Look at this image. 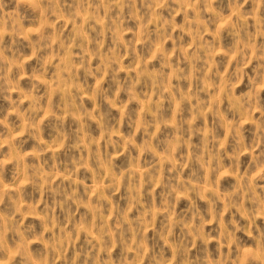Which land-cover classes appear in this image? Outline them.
Segmentation results:
<instances>
[{
    "label": "rangeland",
    "instance_id": "obj_1",
    "mask_svg": "<svg viewBox=\"0 0 264 264\" xmlns=\"http://www.w3.org/2000/svg\"><path fill=\"white\" fill-rule=\"evenodd\" d=\"M160 2L161 0H58V11L49 18L45 16L43 5L37 6V0H4L3 10L0 11V31L7 29L3 37L5 55L8 57L6 63L8 67H13L12 61H16L17 64L23 63L24 69L21 71L13 67L10 76L11 86L5 84L0 89V117L11 111L9 96L13 100H23L25 95L33 92V84L36 83L39 89L34 94L43 98L40 116L44 117L49 111H53L56 117L64 119L65 130L70 134L67 142L69 146L60 148V129L56 125V118L50 117L43 124L42 134L39 137H35L34 134L24 137L28 140V144L23 148V152L36 151L37 145L44 141L45 146L49 148L45 156L49 163L44 171L49 172L51 164L55 163L53 154L59 149L60 165L56 169L59 173H67L69 169L75 167L73 163L75 160L81 157L88 158L89 149L81 152L70 146L77 140L82 144H90L100 152L102 162L104 154L110 153L113 166L111 169L106 165L102 168L101 180L111 183V180H107L111 172L116 183L111 191L102 192L105 220L112 215L113 205H117L127 213L129 207H132L134 188L139 187L141 182L143 168L153 161L160 165L151 184L142 188L139 193L140 206L133 208L128 215L130 219L145 217L144 224L149 235L148 246L154 245L156 252H163L168 259H171L172 249L161 238V233L166 235L165 224L171 222L173 212L185 217L191 224L189 209L193 204L199 208L205 219L212 220L209 189H213L218 196V206L222 211L225 198L240 186L239 177L247 175L253 188L251 196L255 197L258 204L264 202V180L252 184V177L260 171V166L253 160L250 151L260 138L258 133L264 113V91L260 92V112L256 111L255 104L250 114L247 107L241 108L234 102V97L249 96L254 89L260 87L259 83L253 82L258 65L252 59L251 53H249L251 65L245 69L247 76L244 77L243 83L240 84L238 80L232 81L231 95H225L223 91L226 74L235 71L233 56L239 43L227 30L217 35L224 19L231 14V0H216L213 6L216 15L206 12L200 17L205 21L201 33L203 40L215 41V46L211 51L213 59L208 58V52H203V60L196 64H193L192 55L196 37L192 35L190 27L195 13L188 8L192 0H183V6L180 2L172 3V0H169L165 7L157 8ZM165 21L168 22L166 26ZM13 22L19 29L17 32L11 31ZM42 24L55 25L45 29L47 45L50 47H45L37 53L36 58L29 60L34 50L32 41L36 38L31 30L39 29ZM252 31L254 33L255 29ZM169 36L172 39H168ZM259 42L264 43V38ZM129 43H131V52ZM161 44L166 49V54L162 55L158 51V46ZM178 46L179 52H177ZM79 57L87 58L88 66L94 70L93 75L89 76L81 67ZM214 64L216 68H213ZM177 66L184 69L183 79L177 80L173 76ZM194 68L203 71L198 78V87L203 89L199 92L198 100L205 101V107H198V100L193 98ZM209 69L214 71L216 79H206ZM121 84L124 85L125 91H120L117 95ZM158 87L164 95L158 94ZM75 93L79 94L85 112L91 115L85 117L84 112L79 110ZM69 97H72V107ZM154 105H162L159 112L155 111ZM24 107H29L28 101H25ZM209 109L213 111L209 112ZM197 113H199L198 117ZM194 117H197L195 123L197 135L183 137L180 153L184 159L179 160L173 155L178 168L173 172L172 163L163 160L164 156L169 155L165 149L170 150L176 143L178 120L187 127ZM10 119L17 122L15 115ZM145 119L151 120L150 134L145 137L141 131L139 135H134ZM232 123L242 127L243 147L239 146L230 135ZM19 124L22 126L23 121L20 120ZM105 126L109 128L108 135L111 138L120 140L119 152L102 139ZM210 130L217 138V150L220 149L221 144L227 142L223 152L222 167L212 177L209 176L208 165L203 159L199 161L189 159L190 144L198 146L200 157L204 156L205 140ZM129 137H133L132 146L127 145ZM89 138L97 143L91 145ZM146 147L151 151L141 157V152ZM236 156L240 157V164L233 171L232 161ZM7 158V152L0 156V159ZM185 164L188 165L187 168L184 167ZM94 169L95 165L93 171L81 169L72 178L71 184L64 181L66 189L79 193V198L71 203L72 210L76 214L72 228L78 229L79 223L85 218L89 227L95 220V212L91 205L99 199L97 193L100 191L98 184L101 180L96 178ZM133 172L137 178L136 186L130 183ZM125 174L128 176L127 180L122 179ZM225 174L227 178L223 179ZM24 180L25 173L22 167L15 164L7 165L4 183L0 184V190L8 185L10 189L18 191L13 193L12 200L5 199V204L0 210L7 212L17 206L21 208L17 219L23 221L25 228L31 229L27 239L36 241L32 243L31 249L33 253H39L45 247L46 241H38L36 238L41 233H46L50 226L44 208L51 205L55 209L54 215L60 216L65 223L67 217L60 209L55 208V199L50 194L44 195L43 199L47 203L42 204L41 189L31 184L23 186ZM210 180L215 181L214 187L209 183ZM79 181H83V184ZM43 183L45 181L41 180V184ZM181 183L185 188L188 185L198 184L199 193H189V197L180 195L181 189L178 185ZM73 184L76 185L75 189L72 188ZM172 188H176L174 207L169 209L165 216L163 212L168 202L162 199V194L166 190L171 191ZM244 195L242 193V208L232 209L227 213L226 221H230L235 216L242 224L247 225L248 221L243 218V213L252 209L253 205L251 199L244 200ZM176 197L179 198L178 205H175ZM256 210L259 211L258 206ZM149 212L150 216L147 215ZM150 221L154 224L155 230L147 228ZM109 223L112 222L109 220ZM257 223L264 227V219L258 220ZM219 227V224L213 223L205 228V232L216 236L219 233L215 229ZM176 233L180 234L179 228L176 229ZM96 235L95 228L90 234L79 233V239L69 249V255L74 258L77 248L86 249L87 241L90 238L95 241ZM238 235L243 241V246L238 252L242 258L244 250L252 247L254 242L244 233ZM195 243L196 247L189 254L193 259L206 254L204 244L201 241ZM218 247L219 245L213 242L209 249L215 254ZM99 251L100 249L97 248V252ZM123 252L124 249L117 248L111 259L119 261ZM10 255L11 248L4 257H0V261L7 260ZM101 256L105 264H109L107 253H101ZM218 258V255L212 257V259ZM16 264H21V261L18 259Z\"/></svg>",
    "mask_w": 264,
    "mask_h": 264
},
{
    "label": "clouds",
    "instance_id": "obj_2",
    "mask_svg": "<svg viewBox=\"0 0 264 264\" xmlns=\"http://www.w3.org/2000/svg\"><path fill=\"white\" fill-rule=\"evenodd\" d=\"M180 2L183 6V0H172V3ZM169 3V0H161L157 4V8L165 7ZM58 0H37V6L43 5L45 16L53 17L56 15ZM216 0H192L188 4V8L195 13L193 18L191 29L192 35L196 37V43L193 47V64L203 60V52H208L209 59H213L211 51L215 46V41H204L201 33L203 32V25L205 21L200 19L204 13H211L216 15L214 5ZM250 6V7H249ZM4 0H0V11L3 10ZM232 11L224 23L221 25L219 32L227 30L234 36L235 39L239 41L235 55L233 56V63L236 65L235 71L226 74L224 93L225 95H231L232 81L238 80L240 84L243 83L244 77L247 76L245 69L250 67L251 61L249 60V53L253 60L257 62V70L255 76L253 77V82L259 83L260 87L254 89V91L249 96L244 97H234V102L237 103L241 108L247 107L249 113L252 112L253 104L257 105L256 111L260 112V92L264 91V43L259 41L264 38V0H231ZM187 14V13H186ZM219 18V16L217 17ZM12 27V32H17L19 29L17 26ZM165 26L167 21L164 22ZM48 27H55L51 24H42L39 29H32V33L35 34V40L33 43V53L28 59L36 58L38 52L42 51L45 47H50L47 45V37L45 29ZM253 29L255 32L253 33ZM145 30H147V25H145ZM166 27L164 31L166 32ZM7 29L0 31V89L4 87L5 84L11 86V73L13 67L19 70L24 69V64H17L16 61H12L13 67L7 66L8 57L5 55L4 46V34ZM27 39V37H25ZM168 39H172L171 36ZM59 43V37L57 38ZM15 43V41H13ZM179 44V42H177ZM11 50L10 48L8 49ZM129 51L131 52V43H129ZM158 51L163 55L166 54V49L163 44L158 46ZM180 51L179 46L177 47V52ZM155 58V57H154ZM51 59V58H50ZM81 60V67L87 71L89 76L93 75L94 70L88 66V61L86 57H79ZM242 65V67H241ZM7 68V72H5ZM216 68V65H213ZM45 70H47V65H45ZM202 69H193V98L198 100L199 92L203 89L198 87L199 75H202ZM173 76L177 79H183L185 76L184 69L177 66L174 69ZM206 79L214 80L216 75L212 69L206 76ZM19 82L17 81V85ZM135 87V85H134ZM39 89V85L33 84V92L24 96L23 100H13L9 96V101L12 105L11 111H9L3 117H0V156H3L5 152L8 153L7 159H0V184L4 183V173L9 164H15L18 167H22L25 173L24 185L29 184L38 186L41 189V203L46 204L47 202L43 199L45 194H50L52 198L55 199V208H58L67 217V223L60 218L58 215H54L55 209L49 205L44 208L46 214L47 222L49 223V228L46 233H41L36 239L38 241H46L45 247L39 253H33L31 249L32 243L36 241L27 239L28 234L31 229H27L24 226L23 221L18 220L17 216L21 213L20 207H15L7 212L0 210V257H4L5 253L11 248V255L7 260L0 261V264H16L19 259L21 264H105L101 253H107L109 257V264H264V227H261L257 221L264 219V202L257 203L254 196H251L253 191L250 185L247 175L240 176L241 181L240 186L234 192H231L225 198V206L221 211L218 202L219 198L213 189H209L208 198L210 201V214L212 215V220H207L200 212L199 208L193 204L189 209L191 213L192 223L189 224L187 219L183 216L177 215L173 212V219L170 223L165 224L164 232L166 235L161 233V238L165 241V244L172 249L171 259H168L163 252H156L153 246L149 245V235L145 228L144 220L145 217L141 216L136 219H130L128 213L133 211V208L139 207L141 204V196L139 195L142 188L149 186L152 182V178L155 175L156 169L160 167L155 161L148 164L147 167L142 170V179L139 187L134 188L133 203L132 207H129L128 212L125 213L123 209L119 208L117 205H113L112 215L108 220L104 219V197L102 192L104 190L111 191L115 187V180L112 178V173L109 172L107 180H111V183H107L101 180L103 176L102 168L106 165L109 169L113 166V159L110 153H105L103 162L100 159L101 153L96 151L90 146V144H82L80 140H77L75 144L70 146L77 151L83 152L84 149H89V156L87 159L81 157L75 160L73 163L75 167L69 169L67 173H59L56 169L60 165L58 159V152L53 154V159L55 163L51 164V171L45 172L44 168L48 166V161L45 159L46 153L49 148L45 146L44 141H41L37 145V150L34 152H23V148L28 144V140H25V136L35 135L39 137L42 134V126L47 119L56 118V125L60 129V148L63 149L68 147V141L70 139V134L65 130V121L63 118H58L55 112L49 111L44 117L40 116L42 111L41 102L42 97L34 94ZM120 91H125V87L121 84L120 88L117 90V95ZM75 92V89H73ZM157 92L160 95H164L163 91H160L159 87ZM99 93L97 92V95ZM75 98L78 101V108L81 112H84L85 117L91 115L85 112L83 103L79 99V94L75 93ZM70 99V107H72V97ZM25 101L29 102V107L25 108ZM198 107H205V101L198 100ZM162 105H154L155 111L159 112ZM213 109H209L212 112ZM15 115L17 117V122H13L10 118ZM127 115V114H126ZM199 113H197V117ZM197 117L189 123L187 127L178 120L176 124L177 139L176 143L172 145L171 149H165L169 152V155L164 156L163 160L172 163V171L178 170L176 161L173 159V155L179 159L183 160L184 157L181 155L180 150L183 146V137L189 135L194 137L197 135V130L195 128V123ZM103 119V117H101ZM23 121V125L19 124V121ZM260 131L258 133L259 139L254 143L251 148V153L253 154V160L260 166V171L252 177V184L256 181L264 180V113L261 117ZM163 124V121H161ZM151 120L145 119L140 127L136 129L134 135H139L142 131L147 137L151 132ZM231 127V137L234 141H237L239 146L243 147V135L242 127L237 126L236 123H232ZM109 128L105 126L104 136L102 139L106 140L108 145L117 149L119 152L120 140H114L109 135ZM91 145H95L97 141L89 138ZM121 140L123 137L120 138ZM155 139V137H153ZM133 137H129L127 141L128 146H132ZM217 138L212 134L211 130L209 135L205 140L206 151L203 157L199 155V148L196 145H189L191 149V154L189 159L199 161L203 159L208 165L209 176L212 177L216 172L220 170L223 164V152L226 148L227 142L220 145V149H216ZM151 149L146 147L141 152V157L145 153L150 152ZM122 155L123 153H119ZM243 155V153H241ZM33 158V159H30ZM240 164V157L236 156L232 161V169L235 171ZM93 165H95V174L98 180L101 182L98 184L97 193L99 199H96L91 205L95 212V220L89 227L88 220L85 218L79 223V227L72 228L71 225L75 221V213L72 210L71 203L79 198V193L75 190L69 191L64 186V181H68L71 184L72 178L75 177L81 169L87 171H93ZM185 168L188 167L187 164L184 165ZM195 176V173H193ZM227 178V174L224 175L223 179ZM122 179L127 180L128 176L122 177ZM41 180L45 183L41 184ZM59 180V182H57ZM83 184V181H79ZM130 183L133 186L137 185V178L135 172L131 174ZM161 183H163L161 181ZM209 183L215 184L214 180H210ZM21 186V187H23ZM76 185H72L75 189ZM181 189L180 195L184 197H189V193L198 194L199 185H185L181 183L178 185ZM18 191L16 189H10L8 185H5L3 190H0V209L3 208L5 204V199L12 200L13 193ZM118 191V189H117ZM176 188H172L171 191H165L162 194V199L168 202L167 208L163 212V215L167 216L168 210L174 207L173 199L175 197ZM242 193H244V200L247 201L251 199L252 209L243 213V218L248 221L247 225L241 223L240 219L235 216L230 221L225 220V216L232 209L242 208L241 199ZM179 204V198H175V205ZM257 206L259 211H257ZM35 209L33 208V212ZM32 213H29L31 215ZM148 216L151 215L149 212ZM109 220L112 222L109 223ZM213 223L220 225L218 229H215L219 234L213 236L210 232H205V228ZM96 230V239L93 241L91 238L87 241V248H77L76 256L73 258L69 255V249L75 244L79 239V233H91L92 229ZM147 228L155 230L154 224L150 221L147 224ZM180 229V234L177 235L176 229ZM239 233H244L245 236L250 241H253V246L246 248L243 252L241 258L238 255L239 250L243 246V241L239 237ZM19 241V242H17ZM131 241V243H130ZM195 241H201L206 249V254L201 257L191 258L190 253L196 247ZM216 242L219 247L215 254L211 252L209 246ZM97 248L100 249L97 252ZM124 249L119 261L111 259L113 252L117 249ZM214 255H218V259H212Z\"/></svg>",
    "mask_w": 264,
    "mask_h": 264
}]
</instances>
